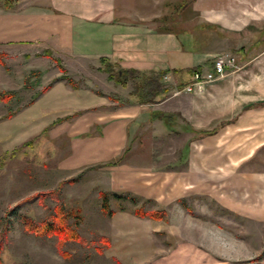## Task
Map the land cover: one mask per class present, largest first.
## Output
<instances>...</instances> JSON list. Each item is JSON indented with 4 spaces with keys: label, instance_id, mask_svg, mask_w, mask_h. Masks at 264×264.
Segmentation results:
<instances>
[{
    "label": "rangeland",
    "instance_id": "374dc122",
    "mask_svg": "<svg viewBox=\"0 0 264 264\" xmlns=\"http://www.w3.org/2000/svg\"><path fill=\"white\" fill-rule=\"evenodd\" d=\"M148 2V8L142 5L138 15L154 24H140L147 35L142 46L147 64L170 65L167 70L149 71L200 68L209 72L216 57L233 56L236 69H228L217 82L223 86L210 92L208 99L198 97L194 104L210 108L216 117L231 116L215 126L240 118L239 125L221 128L231 133L215 138L210 153L202 158L205 164H212L193 171V177L186 176L182 171L186 162L179 161V147L185 138L178 133V138L167 139L158 123L146 126L145 117L142 126L132 133L130 152L122 159L125 165L146 170L129 169L126 174L122 167L110 171L86 169L97 165L93 163L73 169L97 161L95 149L70 143L62 132V123L45 131L52 124L50 120L77 109L91 114L121 109L136 99L129 95L134 82L128 81L123 87L115 83V78L108 79L101 58L110 59V52L101 58L77 57L72 52H51L42 44L18 47L1 43L0 93L12 91L17 97L0 100V239L5 232L0 264H264V221L225 213L205 195L181 198L202 191L206 178L214 183L216 191L222 190L219 184L225 177L233 180L239 173H264V0H178V6H172L174 21L169 20L171 10L161 5L162 0ZM38 4V0H0V8L5 10ZM138 22H130V26L137 27ZM47 51L51 58L45 56ZM53 59L61 61L64 75ZM113 66L115 70L124 69ZM59 84H64L63 90ZM175 84L173 74L162 75L161 85L168 92L153 105L178 97L174 95L176 90L171 91ZM65 91L70 92V99L67 105H58V95L63 96ZM74 91L78 97H74ZM38 100L39 109L32 106ZM254 102H261L257 111L249 109ZM32 111L38 117L26 115ZM175 126L180 132L181 124ZM174 142H178V151ZM239 152L250 156L235 171L239 164L235 155ZM228 157L230 162L235 161L230 166L221 164ZM182 176L185 181L180 180ZM178 181L186 188L179 186L178 190ZM166 185L173 190H166ZM128 188L145 190L148 196L138 195L136 205L112 199V216L101 211L100 192L135 194ZM54 190L58 191L55 198L36 196ZM257 193L243 192L246 201L251 196L254 206ZM57 205L81 216L78 223L70 219L79 240L62 247L56 237L26 233L21 219L51 220ZM119 206L125 211L119 212ZM136 208L159 212L163 218H140L134 215Z\"/></svg>",
    "mask_w": 264,
    "mask_h": 264
},
{
    "label": "crops",
    "instance_id": "0c3cea01",
    "mask_svg": "<svg viewBox=\"0 0 264 264\" xmlns=\"http://www.w3.org/2000/svg\"><path fill=\"white\" fill-rule=\"evenodd\" d=\"M24 2L22 1V3ZM38 2L39 4L35 7L20 5L19 8L14 10L0 8V44L18 47H33L42 44L45 49L51 52L59 51L63 54L72 52L77 57L98 55L101 58L106 56L107 52H110V59L105 57L106 60L113 65L123 67L124 70L149 71L156 68L167 70L170 67V65L159 62H152L148 65L146 54L144 55L145 49L142 46L145 43L144 38L147 39V35L140 24L149 23L153 26L154 24L146 20L145 17L138 15L142 5H146V8H148V0H44V2L38 0ZM161 5L171 10L169 20L174 21L176 17L172 16V6H178V0H162ZM134 14L136 15L135 18H133ZM136 21H139L137 25L135 24L137 27L130 26L132 25L130 22ZM167 39H170V37L168 36ZM90 43L93 45H88ZM184 69L178 68L182 72V80L188 79L187 71ZM167 72L172 74L170 71ZM223 78L204 84L200 92H181L178 97L164 99L156 105H153L154 103L138 104L133 101L132 104H127L121 109L97 114L84 112L70 122H63L62 132L68 137L70 143L72 141L80 143L85 149H95L96 152V163H85L73 169L88 165L92 166L93 163L100 165L101 167L98 170L101 171H110L117 167L126 169V174H129L127 171L129 169L146 170L144 167L141 169L125 165L124 161L118 166H103L130 152L128 145L130 137L142 126V117H145L146 126L148 127H153L155 123H158L161 127V134L165 135L167 139L178 138V133L185 138V142L179 147V161L186 162V166L182 169L186 176L193 177L195 174L193 171H199L204 167L209 168L212 162L209 161L208 164H205L202 162L203 156L210 153L215 138H222L223 135L231 133L221 128H228L235 124L239 125L240 118L236 119L234 123L231 120H226L221 125L215 126L222 118L229 116L231 119V116L216 117L215 111L194 103L198 97L205 100L211 96L210 92L219 90L223 83L217 82ZM175 83L177 84L176 80ZM59 85L62 87L60 89L63 90L64 84ZM50 90L53 92L55 88ZM64 90L67 89L64 88ZM174 90L178 89H172L171 91ZM76 92L74 91V97H78ZM15 96L17 97V94L14 92L11 99ZM69 99L70 92L65 91L63 96L58 95V105H63V103L67 105ZM40 101L38 100L32 106L39 109L44 99ZM258 103L261 102L250 103L249 109L257 111L261 107ZM99 105H102V103ZM152 105L153 107H151ZM82 110L77 109L72 113L67 112L58 115L51 119L50 123ZM29 113L26 115L38 117L36 116L38 114H35L34 111ZM228 114H232V112H228ZM176 118H181L182 121H177ZM176 123L181 124L180 132L176 129ZM86 133L91 135L84 136ZM172 133L176 134V137H173ZM174 144L176 151H178V142H174ZM245 156L246 153L243 152L235 155V160L239 164L233 170H239L240 165L250 155ZM209 158L214 161L213 157ZM235 160L230 162L229 157L227 159L223 158L221 164L226 163L230 166V163ZM89 168L86 167V169ZM223 179L225 181L219 184L222 190L217 189L214 191L212 188L215 187L214 183L209 182L211 180L206 178V186L203 187V184V186H199H202L200 188L202 191L196 192V194H185L186 196L181 198L188 197V195H205L214 203L221 205L224 212L241 214L264 221V173H239L233 175V180L226 177ZM180 180L185 181V176H182ZM181 181H178L180 185L175 184L178 190L180 189L179 186H181V189L186 188V185H181ZM246 181L249 182V185L244 184ZM170 187L171 185L168 187L166 185L165 188L169 190ZM244 190L251 193L258 192L255 206L251 196L250 200H245ZM128 191L135 193L132 195L137 197H139L138 195L148 196L145 190L141 192L128 188Z\"/></svg>",
    "mask_w": 264,
    "mask_h": 264
},
{
    "label": "trees",
    "instance_id": "16d2710c",
    "mask_svg": "<svg viewBox=\"0 0 264 264\" xmlns=\"http://www.w3.org/2000/svg\"><path fill=\"white\" fill-rule=\"evenodd\" d=\"M45 56L48 58H51V53L46 52ZM101 61L106 63V68L102 70L105 72L108 76V79L112 81L115 78V83L120 84L123 87H126V83L128 81H133V90L129 93L130 97H135L138 104H151L156 103L157 99L163 98V96L168 92L167 89H164L161 85V77L162 75L169 73L167 71H137V70H124L119 69L115 70L113 64L108 62L106 59L101 58ZM53 62L56 64L59 71L62 73V75L65 74V71L63 70V65L59 59H53ZM200 68H197L195 70H189L187 71V78L185 80H182L181 71L175 70L171 72L173 74V77L175 78L177 84L174 87L175 89H182L185 85L189 84L191 82L192 75L195 71H198ZM62 80H67L64 76L61 77ZM14 96V92H7V93H0V100L1 101H9ZM83 112H76L70 116L61 118L55 122H53L48 128H46L45 131H47L50 127L56 126L58 124H61L63 122H70L79 115H81ZM91 134L86 133L84 136H90ZM123 156L118 157L111 162H108L104 164V167H111V166H118L123 162ZM100 165H95L93 167H90L89 169L93 168H99ZM67 182H74V180H69ZM58 191L54 190L47 193H42L36 196H39L41 198H46L47 196H52L55 198L57 196ZM100 198V208L101 211L109 216L113 215V212L110 209V201L113 199L114 201L121 202V201H129L132 204H137L139 198L135 195H132L130 193L126 194H119L115 192H100L99 193ZM119 212H124L125 209L122 206H119L118 208ZM77 212L72 211H65L64 207L62 205H57L53 209V216L51 217V220H45L36 222L30 217L23 216L22 219V226L26 233L34 235L35 237H47L52 238L56 237L58 239V246L62 247L65 243L71 242V241H77L79 240V235L76 232V229L73 225L70 224V219H76L77 221H80L81 216L76 215ZM134 215L143 218V217H149L152 220H161L162 214L159 212H145L141 208H136L134 210ZM5 235V232L2 234V238L0 239V251L2 250V243L4 242L3 236ZM263 257V254L260 256L259 259ZM258 259V260H259Z\"/></svg>",
    "mask_w": 264,
    "mask_h": 264
},
{
    "label": "built area",
    "instance_id": "2783aa9c",
    "mask_svg": "<svg viewBox=\"0 0 264 264\" xmlns=\"http://www.w3.org/2000/svg\"><path fill=\"white\" fill-rule=\"evenodd\" d=\"M228 69L234 72V70L236 69V59L228 54L220 55L212 61L211 71H195L192 75L191 82L185 85L182 89L176 90L174 95H179L181 92H200L204 84L211 83L217 79L223 78L226 75V71Z\"/></svg>",
    "mask_w": 264,
    "mask_h": 264
}]
</instances>
